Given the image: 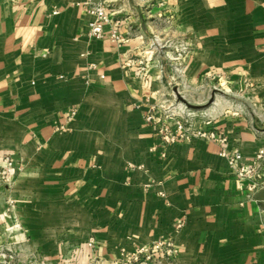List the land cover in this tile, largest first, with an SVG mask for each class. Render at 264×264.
Wrapping results in <instances>:
<instances>
[{"label":"crops","instance_id":"obj_1","mask_svg":"<svg viewBox=\"0 0 264 264\" xmlns=\"http://www.w3.org/2000/svg\"><path fill=\"white\" fill-rule=\"evenodd\" d=\"M96 1L123 44L90 35L84 0H0V160L21 167L0 242L43 264H146L155 242L174 253L151 264H264V188L221 155L264 145V0ZM215 79L249 104L197 114L227 142L165 145L151 108Z\"/></svg>","mask_w":264,"mask_h":264},{"label":"built area","instance_id":"obj_2","mask_svg":"<svg viewBox=\"0 0 264 264\" xmlns=\"http://www.w3.org/2000/svg\"><path fill=\"white\" fill-rule=\"evenodd\" d=\"M84 6L88 13L93 15L89 23L90 35L96 39L109 37L114 43L121 45L125 42L126 35L121 29V21L113 17L114 11L105 3L96 0H84ZM110 28L107 29L106 26ZM104 77V76H102ZM168 111L158 113L155 107H152L146 115V120L153 123L155 129L165 145L178 142H190L195 138L215 141L221 145L227 142V137L212 127V122L205 117L196 118L195 114H168ZM199 121V124H198ZM221 155L228 158L229 164L237 169L239 177H246L251 180L249 190L253 191L264 188V173L258 175V170L264 166V145L259 148L253 162L246 164L242 160L240 152L229 154L223 149ZM6 167L10 172L16 171L14 161L7 157ZM258 172V173H257ZM174 253L173 247H164V243H152L150 250L140 249L132 256V260H139L141 255L146 256V264H149L160 256H171ZM131 260V259H130Z\"/></svg>","mask_w":264,"mask_h":264},{"label":"rangeland","instance_id":"obj_3","mask_svg":"<svg viewBox=\"0 0 264 264\" xmlns=\"http://www.w3.org/2000/svg\"><path fill=\"white\" fill-rule=\"evenodd\" d=\"M179 88L182 94L193 104H205L210 100L214 88H217L219 91L217 90L215 100L210 106L201 110H195L188 108L185 104L179 101L175 95V92L169 86V91L176 108L174 112H169V115H172L173 113H182L184 115H187L189 112H193L194 114H196V118L200 119L202 116H198L199 113L206 112L212 107H221L229 104L231 105V103L243 107L244 109L249 107V104L246 103V98L243 97V93H241V90L238 92V94L235 93L236 96H232L233 91L231 90V86L225 81L219 82L215 79L213 81H209L205 86H202L200 88H196L194 86H190L185 82L179 81ZM7 157H9V155L7 156L6 154H4L1 157L2 161L0 160V199L4 200H6V196H9L7 193V189L10 188L11 183L18 175L17 171H19L21 168L19 163H16L14 161V165L17 166L16 171L10 172L9 168L5 166L7 164ZM7 201L8 202L5 204L4 209H2L0 213V217H8L10 219H13L12 221L15 224L17 223V217L13 216L12 213L13 201L10 199H8ZM11 228L17 230L19 229V226L13 225L11 226ZM1 232L5 231L2 230ZM7 246L8 243L0 242V264H28V262L29 264H43L42 258H23L22 256H19L17 252H15L16 250H13V248H7ZM149 264H151V262Z\"/></svg>","mask_w":264,"mask_h":264},{"label":"water","instance_id":"obj_4","mask_svg":"<svg viewBox=\"0 0 264 264\" xmlns=\"http://www.w3.org/2000/svg\"><path fill=\"white\" fill-rule=\"evenodd\" d=\"M174 92H175V95L177 97V99L179 101H181L183 104H185L188 108L190 109H195V110H201V109H204V108H207L208 106H210L214 100H215V95L217 93V89L213 91L212 93V96L210 98V100L205 103V104H193L191 103L183 94L182 92L180 91V89L176 86L174 88Z\"/></svg>","mask_w":264,"mask_h":264}]
</instances>
